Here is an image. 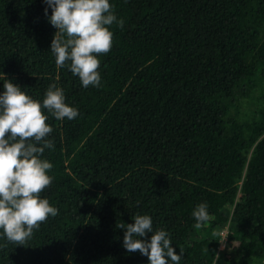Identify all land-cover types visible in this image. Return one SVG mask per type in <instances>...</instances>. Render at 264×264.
I'll use <instances>...</instances> for the list:
<instances>
[{"label": "trees", "instance_id": "trees-1", "mask_svg": "<svg viewBox=\"0 0 264 264\" xmlns=\"http://www.w3.org/2000/svg\"><path fill=\"white\" fill-rule=\"evenodd\" d=\"M109 2L124 27L108 26L101 84L84 88L56 66L44 0H0V95L8 79L42 104L55 84L79 113L44 110L40 195L58 215L22 246L0 229V264H150L117 227L137 214L183 250L179 264H264V0Z\"/></svg>", "mask_w": 264, "mask_h": 264}, {"label": "clouds", "instance_id": "clouds-1", "mask_svg": "<svg viewBox=\"0 0 264 264\" xmlns=\"http://www.w3.org/2000/svg\"><path fill=\"white\" fill-rule=\"evenodd\" d=\"M52 9L50 24L58 31L51 43L57 68L67 67L78 76L84 88L99 87L98 55L110 52L113 33L108 26L123 29L124 20L117 19L109 0H44ZM48 9H45L47 15ZM0 95V229L9 242L24 245L34 230L48 218L58 215L41 193L52 184L48 172L53 165L41 159L45 149L54 148L48 139L53 129L46 121L47 110L56 120H74L78 111L65 103L63 90L51 84L43 103L34 100L12 81L4 80ZM207 204H199L193 212L196 228L209 221ZM125 228L123 247L129 253L139 252L150 264H179L183 250L176 253L169 234L153 229L149 215L133 217ZM153 233L150 241L145 238ZM222 235L213 232V236Z\"/></svg>", "mask_w": 264, "mask_h": 264}, {"label": "rangeland", "instance_id": "rangeland-1", "mask_svg": "<svg viewBox=\"0 0 264 264\" xmlns=\"http://www.w3.org/2000/svg\"><path fill=\"white\" fill-rule=\"evenodd\" d=\"M222 232H226V231H222ZM224 239H223V236L221 237V245H220V249H222L224 247Z\"/></svg>", "mask_w": 264, "mask_h": 264}, {"label": "built area", "instance_id": "built-area-1", "mask_svg": "<svg viewBox=\"0 0 264 264\" xmlns=\"http://www.w3.org/2000/svg\"><path fill=\"white\" fill-rule=\"evenodd\" d=\"M221 237L223 236V239H224V241H225V239H226V232L224 233V232H221Z\"/></svg>", "mask_w": 264, "mask_h": 264}]
</instances>
